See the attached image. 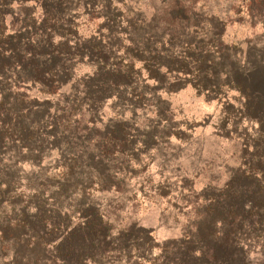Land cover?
I'll return each instance as SVG.
<instances>
[{
    "label": "rangeland",
    "instance_id": "1",
    "mask_svg": "<svg viewBox=\"0 0 264 264\" xmlns=\"http://www.w3.org/2000/svg\"><path fill=\"white\" fill-rule=\"evenodd\" d=\"M41 4L0 0L6 34L27 31L29 37L30 20L44 17ZM61 5L58 16L77 24L80 36L112 40L115 57L136 38L141 48L160 49L163 72L168 65L173 70L160 84L149 80L137 92L131 85L116 86L105 97L98 126L113 131L120 123L129 125L125 131L134 153L129 164L79 148L75 135L61 129L51 133L46 127L26 142L19 134L0 133V264H67L64 258L52 262L51 254L59 245L65 248L64 234L79 229L77 207L88 216L98 210L99 219L112 226V244L123 248L102 264H264V225L232 229L228 219L208 210L207 200L229 184L240 190L253 183L251 177L260 174L251 172L264 168V0H63ZM183 54L191 64L186 70L194 72L180 73L177 80ZM77 73L92 70L82 66ZM140 92L144 98L137 97ZM42 110L33 117L44 120ZM41 134L49 140L41 142ZM63 162L72 168L67 177ZM99 171L109 172L102 176L110 183L95 191ZM65 188L64 195L58 192ZM72 208L76 211L66 214ZM87 224L84 245L76 239L68 243L69 258L77 264H94L91 244L110 246L111 237L90 241L92 221Z\"/></svg>",
    "mask_w": 264,
    "mask_h": 264
},
{
    "label": "trees",
    "instance_id": "2",
    "mask_svg": "<svg viewBox=\"0 0 264 264\" xmlns=\"http://www.w3.org/2000/svg\"><path fill=\"white\" fill-rule=\"evenodd\" d=\"M41 1L44 17L39 22L30 20L27 30H30L31 35L27 38V31L6 34L4 20L0 21V133L8 138L19 134L21 140L26 142L34 138L33 134L45 130L46 127H51V133H55L53 129H61L62 134L69 132L70 135H75L79 148L85 147L104 158L122 160L129 164L134 160L132 140L125 131L130 128L129 125L120 123L113 131L104 129L106 126L102 128L98 126L102 121L100 116L103 106L107 102L105 97L111 88L116 86L131 85L132 91L137 92V87L149 80L153 79L160 84V78L167 76L168 72L173 70L172 66H166L167 72H163L164 63L160 58V49L151 46L141 48L136 38L129 47H125L126 50L124 49L118 57H115V46L112 40L102 43L95 42L94 39H85L79 35L76 29L77 24L65 22L58 16L63 0L53 1V4L46 3L49 2L47 0ZM88 10L86 8V11ZM1 17L0 14V19ZM131 22L132 25L135 24V21L131 20ZM67 33H70V36ZM178 62L181 63V68L178 66L176 69L179 73L176 76L177 80L181 78L180 73L194 72L190 69L186 70L191 64L189 57L185 54L178 58ZM138 63L142 66L138 67ZM82 66H90L92 73L78 75L77 71ZM137 97L144 98L143 92H140ZM251 106L248 103L246 108L248 107L251 111ZM40 108H43L44 120L33 117V113L35 114ZM100 129L102 133L98 134ZM41 135V142L49 140L47 134ZM38 137L40 138L39 134ZM86 139L92 140L89 142L85 141ZM76 161L77 157L74 156L72 162ZM62 164V174L67 177L72 173H70L72 168L65 162ZM261 169L251 172H257L260 176L254 174L251 177L254 179L253 183L245 185L242 189L235 188L234 183L229 184L227 191H223L221 195H210L207 198L208 210L213 215L224 217V220L228 219L232 229L236 228L235 224L237 228L263 226L264 168ZM246 170L251 171V169ZM99 172L95 179V191L104 190L110 183L108 176H102V173L106 171ZM122 175L119 174L118 177L122 178ZM113 182L120 183L121 180L113 179ZM68 184H70L69 181L62 188ZM159 188L160 192H165L162 187ZM67 189L65 188V191L59 189L58 192L64 195ZM77 208L84 222L83 224L80 222L78 230H71L64 234L62 242L65 248L62 250V245L56 247L57 251L51 254L52 262L59 263V260L63 261L64 258L67 264H77L74 259L69 258L71 246L68 243L76 239L84 245L83 240L88 239L87 220L92 221L93 230L88 233H91L90 241L102 239L105 242L111 237L108 242L109 247L102 243L91 244L92 263L102 264L106 255L113 250L121 254L123 248L119 244H112L115 240L114 231L108 222L103 221L102 218L99 219V216H102L98 214L100 212L97 210L98 213L95 212V216H88V213L84 212L85 209ZM73 211L76 210L72 208L70 212L66 211V214L70 215ZM50 217V215L47 216L49 219ZM67 218L69 219L68 216L65 217ZM259 230L261 228L257 231ZM37 239H35L36 242H38ZM82 249L83 247L80 248L81 251ZM82 258L81 256L78 260Z\"/></svg>",
    "mask_w": 264,
    "mask_h": 264
}]
</instances>
